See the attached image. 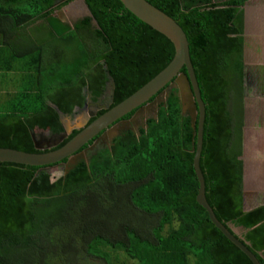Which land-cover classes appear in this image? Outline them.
Here are the masks:
<instances>
[{
  "label": "trees",
  "instance_id": "16d2710c",
  "mask_svg": "<svg viewBox=\"0 0 264 264\" xmlns=\"http://www.w3.org/2000/svg\"><path fill=\"white\" fill-rule=\"evenodd\" d=\"M84 1L100 29L90 17L63 21L56 13L68 3L60 0H0L1 149L43 153L32 132L63 134L61 115L98 102L112 81L101 117L174 59L171 41L120 0ZM146 1L189 41L206 109L200 168L208 203L231 233L244 229L234 235L264 264V205L245 210L241 159L242 8L249 0ZM196 150L192 119L174 88L157 118L122 132L58 180L48 172L53 166L0 163V264H114L118 251L138 264H253L198 205Z\"/></svg>",
  "mask_w": 264,
  "mask_h": 264
},
{
  "label": "water",
  "instance_id": "95a60500",
  "mask_svg": "<svg viewBox=\"0 0 264 264\" xmlns=\"http://www.w3.org/2000/svg\"><path fill=\"white\" fill-rule=\"evenodd\" d=\"M65 1L66 0H62L60 3ZM120 2L124 5L126 10L131 12L140 21L171 41L175 47V57L172 62L143 88L96 119L62 148L53 151V149L59 147L71 135L75 128L79 129L80 127L70 128V125L61 115L62 125L64 127L63 134L54 135L48 131H42L45 134H37V130L31 134L35 149L43 153L30 154L17 150L0 148V163H13L40 168L53 166L54 168L67 159L66 170L64 172V175H67L78 163V160L82 158V154L78 153L94 138L105 131L103 140L110 145L109 142H112L113 139L122 132L132 130V122L123 121L120 123L122 127L118 123L134 111H137L136 117L146 112H152L154 118H157L160 105L165 104L171 90L177 88L182 105V113L183 115H189L191 117L194 136L197 137V150L194 157V169L199 182V191L196 198L197 203L206 210L211 222L227 239L240 249L253 264H260L258 258L234 235H239L235 230L236 228L233 229L231 226L234 232L233 234L217 219L206 198L205 180L200 168L206 109L201 98L197 78L191 61L190 46L186 33L174 19L146 0H120ZM66 8L68 9L67 13L71 12V14H76L75 16H77V11H80L83 14L81 17L82 19L86 17L92 18L93 24L100 29L84 0H76ZM64 9L58 12V16L63 21L72 25V22H70L64 14ZM183 68L186 69V73L182 72ZM108 91L113 95L114 86L112 81L110 82ZM104 108L107 109L106 106H104ZM197 120L198 126H196ZM95 146L96 145H93L90 151H94ZM87 152L88 151L84 152L85 156ZM86 162H88V160ZM239 230L245 232L242 228H239Z\"/></svg>",
  "mask_w": 264,
  "mask_h": 264
},
{
  "label": "crops",
  "instance_id": "0c3cea01",
  "mask_svg": "<svg viewBox=\"0 0 264 264\" xmlns=\"http://www.w3.org/2000/svg\"><path fill=\"white\" fill-rule=\"evenodd\" d=\"M242 10L244 14L245 126L243 130V156L241 159L244 162L245 205L248 188L247 179L249 175L251 177L252 173H255L254 189L252 191L256 190L257 196L255 197H260L264 201V0H249ZM251 82L253 84L248 85ZM248 86L254 87L255 94L253 104L254 125L252 128L249 125L251 122L247 119L250 110L248 107H252L249 102ZM250 177L249 180L252 179Z\"/></svg>",
  "mask_w": 264,
  "mask_h": 264
},
{
  "label": "flooded vegetation",
  "instance_id": "af4514ba",
  "mask_svg": "<svg viewBox=\"0 0 264 264\" xmlns=\"http://www.w3.org/2000/svg\"><path fill=\"white\" fill-rule=\"evenodd\" d=\"M62 1V0H60ZM68 1V2H66ZM65 2L68 3L64 8L68 7L70 4H72L74 1L76 0H66ZM62 9V10H63ZM61 10V11H62ZM56 15H58V12L56 13ZM77 20H80L77 19ZM77 20L73 21L76 22ZM109 88V87H108ZM111 94L109 93L108 89L106 90L105 94L103 95V97H101L99 99L98 102H93V100L89 99L86 103V105L82 108V109H77L74 113V115L72 117H70V119H72L73 122H75L80 128L77 129L75 128L73 131H82L84 130L87 126H89L91 123L90 122H94L93 120L99 118V113L101 111H104L105 108L104 106H106L107 108H109V105L111 104ZM137 111H134L132 116L129 119H125L123 118L118 124H120L123 121H129L132 122V130L135 132H138V130L142 127H145L146 122L151 119L154 118V114L151 112H146L145 114H140L136 117ZM130 115V114H129ZM128 115V116H129ZM120 126L122 127V125L120 124ZM72 131V132H73ZM72 134V133H71ZM105 134V131L102 132V134H100L99 136H97L96 138H94L92 141L93 143L90 144L88 147H84L78 154H82L81 155V159H84L85 161L89 160L90 156L92 154H95L97 152V150L99 149H105V148H110L112 142H109V144H107V142L105 140H103V136ZM88 145V144H87ZM95 146V150L94 151H90V148L93 146ZM87 152V155H84V152ZM80 160V159H79ZM78 160V161H79ZM68 161V160H67ZM66 163H62L60 165H57L55 167H60L63 170H66ZM54 167V168H55Z\"/></svg>",
  "mask_w": 264,
  "mask_h": 264
},
{
  "label": "rangeland",
  "instance_id": "374dc122",
  "mask_svg": "<svg viewBox=\"0 0 264 264\" xmlns=\"http://www.w3.org/2000/svg\"><path fill=\"white\" fill-rule=\"evenodd\" d=\"M66 2H68V1H66ZM64 10H65L64 14L66 15V17L68 18V20L70 22L73 23V21H75V20H77L79 18L82 19L81 17L83 16V14L80 11H77V16H75L76 14L75 15L71 14V12L67 13L68 12L67 8H65ZM250 84H253V82L248 83V85H250ZM248 91L250 93L249 94V97H250L249 102L252 105V107L250 105H249L250 107H248L250 110L248 112L247 119L251 122V124H249V125L252 128L253 125H254V122H253V120H254V105L253 104L255 102V100H254V96H255L254 87H249L248 86ZM64 120L70 125V128H75V127L78 126L69 117H64ZM244 126H245V124H244ZM36 133L37 134H45V133H43L42 131H39V130H37ZM252 136L254 137V135H252ZM48 172L51 174L52 180L55 181V180H58L61 176H63L65 170L61 169L60 167H55V168L48 169ZM249 177H250V175H249ZM249 177L247 179L248 180V188H247V191H246V194H247L246 204H245V210L246 211H248V210H250L252 208H255L257 206L264 205V201L260 197L259 198L255 197V196H257L256 195V190L252 191V189H254L255 173H252V175L250 177L252 179L249 180ZM250 187H252V188H250ZM258 193H260V192H258ZM235 230L237 231V233L239 235H241L243 233L241 230H239V228H236ZM90 259L91 260L88 261V264H103V261H101V260L93 259V258H90ZM113 263L114 264H138L137 261L129 259L123 252H119V251L117 252L116 255L113 254Z\"/></svg>",
  "mask_w": 264,
  "mask_h": 264
}]
</instances>
